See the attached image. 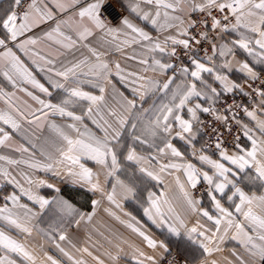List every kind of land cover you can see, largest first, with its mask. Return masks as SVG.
<instances>
[{"label": "crops", "instance_id": "crops-1", "mask_svg": "<svg viewBox=\"0 0 264 264\" xmlns=\"http://www.w3.org/2000/svg\"><path fill=\"white\" fill-rule=\"evenodd\" d=\"M105 1L103 0V3ZM114 1L123 10V18L113 24L102 19L100 15L105 27L99 29L87 17L81 20L78 14L81 8L86 7L93 0H76L75 3L73 0H36V7L40 9L41 13L51 11L52 18L41 19L39 14L33 12L34 26L19 37L17 42L32 38L37 43L27 45L26 51H22L15 46L17 42H8V46L13 49L24 65L32 72L35 79L49 89L51 96L24 82L6 61H0V113L12 117L19 124L18 129H12L10 125L0 121V128H3L11 136L9 140L0 145V157H4V159H0V207H4L7 203L14 217L20 223L26 225L31 232L30 234L25 233L3 219H0V231H4L6 235L24 245L25 250L35 258L34 264H52V260H55L57 264H74L75 261L81 260L84 264H101V262L102 264H137V261L142 262V264H153V261L146 259L149 256L154 258L155 264H160L162 258L171 251H177L190 264H241V261H243V264H262L258 256L251 255L242 245L241 240L245 239L243 233L237 234L236 223L242 224L245 231L254 238L261 233V230L245 219L243 215L235 212L234 203H239V199L234 198V201L227 199V196L231 195V186L225 189V195L214 193L221 206L231 211L234 217L231 227L227 224V219L230 218H225L221 221L219 232H216L214 221L208 220L207 217L201 214V210H206L215 218H219L221 215L209 196V185L203 180L202 176L196 187L193 188L183 169L168 168L165 171L160 170L161 164L193 163L200 172L207 171L209 175H213L214 170L209 165L199 161V155L201 154L208 155L214 160L219 159V154L206 152L202 147L201 128L205 113H197L201 123H193L195 138L191 145L178 138L172 140L173 145L182 153V157L172 156L168 149H165L164 154H160L155 148L136 143L135 147L139 155L145 157L151 155L156 157V160L150 163L145 161L142 162V165H137L124 160L123 155H121V167L113 176H108V170L105 167L87 158H82L81 163L92 170L94 181L96 177L99 178L101 190L95 192L89 190L90 186L83 182H74L73 177L67 174V168L71 165L69 161L64 160L62 157V153L67 149V143L63 139L62 133L72 138L78 136L77 132L67 127L69 123H76L81 132L84 131L86 125L91 133L100 138L104 136L102 129L111 125L112 128L121 131L120 140L122 144H133L131 124L137 122V118L128 109L126 99L130 100L133 99L134 95H138L134 94L133 89L137 88L142 81L133 83L135 76L129 75V73L146 76L161 82L171 76L173 74L171 70L166 74H162L159 71H152L151 69L145 71V69L153 64L155 60L162 63H172L171 56L167 53L171 51L173 46L171 41L165 43L166 38H187L180 36L179 33L184 29L188 32L190 30L189 25L194 13L191 10L192 5L193 3L204 2V0H179L176 11L167 10L170 17H180L183 24L180 23V20L169 19L166 21L163 15L165 9H160L161 16L158 24L162 25L167 22L173 26L159 28L153 27L149 21L140 20L135 13L129 11V5L133 0ZM167 2L177 3V0H167ZM57 4L65 5L66 10L61 11ZM140 7L143 11L151 12L153 16L157 10L154 4L141 3ZM12 8L17 10L14 0H0V15ZM124 18L147 31L153 41H158L165 51L163 53L158 50L152 51L146 41L132 42L135 34L124 27L122 23ZM234 23L235 18L233 17L231 24ZM57 24H59V31L62 35L58 36L53 33L55 39H47L45 34L56 29ZM84 28H89L92 35L82 40L78 33L82 32ZM108 29H114L115 32L110 34ZM241 33H245L253 39L256 38L252 33H248L246 29L240 28L237 31L223 34V39L220 38L218 33L215 42L217 45L227 43L232 48L233 54L226 57L229 66L220 71L222 75L228 77L229 82L235 83L239 87L231 92H226L214 75L204 73L203 78L207 84L216 88L217 92L220 93L215 98L214 104L212 101L201 99L200 102L204 107L219 103V100L229 93L245 90L253 81H259L264 86V62H261V58L258 56L254 58L238 46L233 47V42L241 38ZM65 36L71 37V42L74 43L64 40ZM0 38H3L2 33H0ZM56 40H60L62 43H57ZM69 43H71L70 47L63 46ZM91 50L99 54V60L96 59ZM2 51L3 49H0V52ZM255 51L259 52L260 50L255 48ZM40 57L44 59L42 60ZM45 60L51 63H45ZM142 60H146L148 63H141ZM224 60V57L217 55L214 61L204 63L209 67L214 64L219 68ZM245 62L256 73L257 78L255 80L246 71L240 70V66ZM98 63L108 65L110 75L107 78L104 75H98L90 71V66ZM117 64L120 65L122 70L120 75H117ZM75 65H79V67L73 73H69L67 80L55 74ZM5 71H8L12 81H15V87L12 81L4 75ZM120 76H124V79H120ZM182 82H184V78L180 76L179 69H177L175 83L171 88L174 90ZM53 83L62 84L64 87L55 88L52 86ZM97 85L103 87V93L99 91ZM76 87L91 95H103V101L98 104L91 105L89 101L78 100L69 106L68 110L83 116V123L73 122L69 118L61 117L58 113L51 112L48 109H44L43 112L38 111L41 105L28 95V92H31L33 95L45 100L46 103L59 104L67 98L66 89ZM197 87L200 89L203 86L198 83ZM261 92H264V88L259 92V97L248 110V112L254 113L255 118L246 114L243 121V136L239 145L246 150L251 149V142L244 136L245 126L251 130V134L258 144L264 147V135H261L258 127L260 122H264V96L260 95ZM170 100L171 91L167 95L163 93L150 94L143 106L147 108L153 102L159 105L168 103ZM196 102L197 100L193 98L192 104ZM139 105L140 101L137 99V106L139 107ZM89 106L92 107L90 117L85 115ZM44 112L48 113L46 117ZM182 115L186 119L189 118L186 110ZM37 117H39V120L36 119ZM118 119H124L127 122L123 129H120V125L117 123ZM93 120L96 123H93ZM112 128H108L109 135L112 134ZM141 128L142 124L137 122L136 135L140 134ZM2 135L0 133V138H2ZM83 138L87 139V137ZM152 142L159 147H164L159 138H155ZM25 149L27 150L25 151ZM201 149H203V152H201ZM121 151L126 155V148ZM226 151L229 155L242 154L239 153L237 147ZM193 152L196 153L195 156L192 155ZM257 158L264 161V155L259 152ZM9 161H15L16 163H9ZM32 164H37L38 167H31ZM47 165H51L52 170H46ZM141 166L153 172L159 179H153L141 173L139 171ZM231 167L234 171L237 170L235 166ZM75 170L79 171V168L76 167ZM255 176V169L248 167L239 173L237 182L238 186L247 195L259 197L264 195V183L255 179ZM41 180L45 183L40 184L39 181ZM118 181H122L123 186ZM48 184L53 185V187H47ZM113 185H115L114 199L116 203H112L107 199V194L112 191ZM200 186L205 187L206 191L202 195H196L194 191ZM126 188H131L132 191H126ZM21 189L25 192H31L34 196H43L50 201H58L60 198L68 200L78 212L74 214L73 220L66 228L58 230L52 226H46L45 220L47 218L53 220L50 214L60 204L53 202L41 210L39 205L33 200H29ZM55 189H59V192ZM64 191L66 192L65 195ZM13 193L19 197L16 204L5 200V197ZM149 193L154 194V199H159L160 211L164 214L168 224H173L179 229L181 233L179 237L171 234L167 226H157L159 217L155 215L154 210L153 217L157 223L154 224L145 215L144 209L150 207ZM89 195L92 196L91 199H89ZM189 198L199 201L197 212L191 210L188 204ZM93 200L98 201V203L91 220H88L87 215L93 212ZM117 204H119V207H117ZM251 208L254 215L264 219V202L254 200ZM135 209L140 213L136 212ZM247 209L248 206H245L244 211H247ZM80 213L84 214L83 219H81ZM177 217L184 222L186 228L197 227L198 231L205 232L207 236H212V233L216 232L213 242L207 245L214 251L210 254L205 253L199 247V243L190 241L187 238L185 229L180 228ZM77 220L79 223H76ZM129 224L143 231L155 240L157 245L163 242L168 251L165 252L159 246L155 249L150 248L143 237L128 227ZM44 229L55 231V233L50 236L46 234ZM61 234L66 237L65 240L59 239ZM193 240L202 241L203 238L193 234ZM254 242L261 243L258 239H255ZM204 243H207V241H204ZM57 244H59V248L56 246ZM60 248L64 251H60ZM65 253L68 255H65ZM48 256H51L52 260H49ZM69 256L71 259H69ZM0 258L5 259V261H14L15 264H33L32 261L26 260L20 253L12 252L2 246H0Z\"/></svg>", "mask_w": 264, "mask_h": 264}, {"label": "snow or ice", "instance_id": "snow-or-ice-1", "mask_svg": "<svg viewBox=\"0 0 264 264\" xmlns=\"http://www.w3.org/2000/svg\"><path fill=\"white\" fill-rule=\"evenodd\" d=\"M22 0H14V5L19 7L21 5ZM75 3L76 0H73ZM141 3L148 5H155L156 12L153 16L151 12L143 11L140 7ZM179 0L177 3H170L167 0H133V2L129 5V11L131 13H135L140 20L149 21L153 27L166 28L172 27L173 25L168 24H158V21L161 16L160 9H165L163 15L165 20H180V17H170L168 13V9L172 11L177 10ZM57 7L63 11L66 10V6L63 4H57ZM104 7L103 0H93V2L89 3L86 7H83L79 11V17L83 20L87 17L96 28L103 29L105 27L104 22L100 19V11ZM192 12H201L206 13L207 16L211 17V29L217 30L219 29L220 38L223 39V34L228 33L230 31H237L240 28L246 29L248 33H252L255 39L249 37L245 33H241V38L237 41L233 42V47L238 46L243 49L249 55L255 57H260L261 62H264V0H204L203 3H193ZM216 10L222 13V18H217L212 15V11ZM33 12L40 15L41 19H51L52 13L51 11H46L41 13L40 9L36 7V0H32V3L29 4L28 10L24 11L23 14H19L14 8L7 10L3 15H0V33H2L3 38H0V49H3L0 52V61H6L11 68L17 73V75L26 83L31 84L34 88L39 89L40 92L51 96V93L44 84L40 83L35 79L32 75V72L24 65V63L20 60V58L16 55L11 47L8 46V42H17L18 38L23 36L27 31H29L34 26V17ZM235 18L234 24H229V17ZM224 21V23H222ZM125 28L129 29L131 33H134L135 36L132 38V42L139 43L141 41H146L149 43L150 49L152 51H160L163 53L165 49L161 46L158 41H153L152 37L149 35L147 31L142 28L137 27L127 18H124L122 21ZM180 23L183 24V20H180ZM205 27H208V23L204 21ZM197 26L196 21H191L189 27L195 28ZM108 32L111 34L115 32L114 29H108ZM62 35L59 31V24H57L56 29L52 32L46 33V38L49 40L55 39L54 34ZM80 39H86L88 36L92 35V32L89 28H84V30L78 33ZM180 36L187 37L185 39H176L175 37H167L165 43L171 41L172 50L167 53L169 56H176V46H183L185 52L188 53L191 51V45L193 43L200 44L201 39L207 41L208 35L206 32L199 33L201 39H197L196 36L190 35L189 32L184 29L179 33ZM138 38V39H137ZM64 40H68L71 42V37H64ZM57 43H62L60 40H56ZM37 41L32 38H28L23 41H19L15 44L17 48L22 51H26L27 45L36 44ZM74 43V42H71ZM71 43L64 44V47H70ZM127 43V41H125ZM255 48H259V52L255 51ZM93 55L96 56V59L99 60V54H97L94 50H91ZM211 53L212 55L206 57L208 61H214L215 57L219 55L220 57H224V63L217 68L214 64L209 67L206 63L202 62L199 58L192 54L189 57L190 66L183 65L179 68V74L184 78V82L177 85L173 90L171 86L175 83L177 68L176 65L172 63H162L159 60H155L153 64L149 65L145 71L151 69L152 71H159L162 74H166L169 70L172 71V75L168 76L166 80L163 82L158 80L150 79L146 76H139L134 73H129V75L135 76V80L133 83L137 81H142L137 88L133 89L134 95L133 99L127 100L126 104L129 110H131L137 118V122L142 124V128L140 130V134L136 135L135 130L137 128V122H133L131 124V128L133 129L132 139L133 144L124 145L121 143V131L116 128H112L111 125H108V128H112V134L109 135L108 128L102 129L104 132L103 138L97 137L94 133H91L87 126L85 125L84 131L76 126V123H69L67 127L72 129L73 131L78 133L77 138H72L68 135H63V139L67 143V149L62 153V157L64 160L69 161L71 167L67 168V174L73 177L74 182H83L84 184L89 185V190L95 192L101 190V185L99 183V178L96 177L94 181V174L90 168L85 167L83 163H81L82 158H87L89 160L94 161L96 164H99L105 167L108 171V176H113L121 167L120 157L123 155L124 160L128 162H133L137 165H142V162H151L156 160V157L149 155L148 157L139 155L137 153L135 144L139 143L141 145H147L149 148H155L156 151L160 154H164L165 149L170 150L171 155L174 157H182V153L173 145V139H180L184 141L186 144L191 145L195 134L193 133V123H201L199 117L197 115L198 112L202 113H215V109L210 105L209 107H204L200 102L201 99L212 101L215 103V98L220 95L217 92V89L211 87V85L207 84V82L203 78L204 73H208L209 75H214L215 79L221 83L224 91L231 92L234 89L238 88L239 85L235 83H231L228 81V77L226 75L221 74V69L227 68L229 66V62L226 59L227 56L232 55V48L228 46L227 43H223L217 45L216 43L211 44ZM35 55V54H34ZM40 59H44L40 57ZM141 63L147 64L146 60L140 61ZM35 63V61H33ZM45 63H51L50 61L45 60ZM83 63V62H82ZM79 65H75L72 68H68L63 72H56L57 76L63 77L65 80L68 79L69 73H73ZM117 75H120L122 71L120 69V65H116ZM43 70V69H40ZM241 71H246L249 76L255 80L257 78L256 73L253 71L247 62L243 63L240 66ZM51 71V69H49ZM90 71L94 72L98 75H104L107 78L110 75V70L107 64L98 63L90 66ZM4 75L12 81V77L9 75L8 71L4 72ZM120 79H124V76H120ZM13 86L15 87V81H12ZM202 85L203 87L198 89L197 84ZM55 88H63L64 86L59 83H53L52 85ZM99 87V85H97ZM207 89V90H205ZM99 91L103 93V87H99ZM171 91V100L168 103H161L157 105L153 102L149 107L145 108L143 105L147 102L150 94L155 93H163L167 95ZM67 98L61 101L59 104H53L51 102H45V100L40 99L38 96L33 95L31 92H28V95L32 97L41 108L38 111L43 112L44 109H48L51 112L58 113L61 117H67L73 122L83 123V116L75 114L73 111L68 110L69 106L78 100H86L89 101L91 105L98 104L103 101V95L95 96L91 95L88 92L81 91L78 87L72 89H66ZM260 95L264 96V92H261ZM193 98L197 100L195 104H192ZM137 99L140 101L139 107L137 106ZM191 104V106H189ZM186 110V114L189 118H185L182 113ZM245 112L248 116L255 118L254 113L248 112L245 109ZM92 107L89 106L85 115L91 116ZM45 117L48 115L47 112H44ZM219 119L226 120V117H216ZM39 120V117L36 118ZM0 121H3L4 124H8L12 127V129H18L19 124L12 119V117L0 113ZM32 122V121H30ZM93 123H96L93 120ZM117 123L120 125V129L125 127L127 123L124 119H118ZM55 127V125H53ZM261 135H264V122H260L258 124ZM0 133H2V138H0V145L4 144L6 140L11 138L8 132H5L3 128H0ZM174 133V134H173ZM244 136L251 142V149L246 150L242 148L239 144L236 145L239 153L242 154H233L229 155L225 149L222 148V141L216 143L215 147L219 152V159L214 160L211 159L208 155L201 154L199 155V161L203 164H207L210 166L212 170H214L213 175H209V172L203 171L200 172L196 165L193 163L187 164H161L160 170L165 171L168 168L175 169H183L187 176V179L191 185V187L195 188L197 183L202 176L203 180L207 182L209 185V196L214 202L216 210L221 214L219 218H215L209 214L206 210H201V214L204 217H207L208 220L214 221L216 225V232H219L221 221L225 218L227 219V224L229 227L233 224V213L228 209L221 206L220 201L216 198L214 193H220L221 195H225V189L231 186V195L227 196L229 201H234V198L239 199V203H234V208L236 213H240L245 217V219L249 220L253 225L258 227L261 230V233L255 238L245 231L244 226L240 223H236L235 227L237 229V234L243 233L245 239L241 240L242 245L250 252L253 256H258L259 260L264 264V219L253 214L251 205L254 200H259L264 202V195L259 197L249 196L247 195L239 186H238V176L240 172H243L245 168L251 167L255 169V179L260 180L264 183V161H261L257 158L258 152L261 155H264V147H261L254 136L251 134V130L247 129L245 126ZM83 137H87L84 139ZM155 138H159L164 147H159L154 144L152 141ZM126 148V155L122 153V149ZM27 149H25L26 151ZM203 152V149H201ZM193 156L196 155L195 152L192 153ZM0 159H4V157H0ZM158 162V161H157ZM227 162V163H225ZM9 163H16L15 161H9ZM31 167H38L37 164L30 165ZM231 166L236 167V171L233 170ZM76 167L79 168V171H76ZM46 170H52L51 165L46 166ZM141 173L153 178L159 179L153 172L148 171L145 167L141 166L139 168ZM7 175V173H5ZM122 186L123 182L118 181ZM31 183V181H29ZM40 184H44V181H39ZM47 187L52 188L53 185L48 184ZM24 194H26L29 200H33L36 204L39 205L40 209L43 210L46 206L53 202H58L62 206V210L66 211L69 216L77 214L78 210L68 201L63 198L58 199V201H50L45 199L43 196H34L31 192H25L21 189ZM55 191L59 192V189H55ZM126 191L131 192V188H126ZM115 195V185H113L112 191L107 194V199L116 203L114 199ZM162 195V194H161ZM187 196V193L185 194ZM154 194L149 193L148 200L150 207L144 209V213L152 222L157 223L156 219L153 217V210L155 211V215L159 217V226H167L168 231L174 236L179 237L181 235L179 229L173 225L168 224L167 220L164 217V214L160 211L159 207V199H154ZM6 201H11L13 204L19 200V197L13 193L10 196L5 197ZM98 201L93 200V212L87 215V219L91 220L92 215L95 212V207ZM188 204L191 207L193 212H197V204L199 201H194L192 199H188ZM248 206L247 211H244V207ZM119 207V204H117ZM81 219L84 218V214H79ZM0 219H3L8 222V224L14 226L17 229L25 233L31 232V230L24 224L20 223L17 218L14 217L11 210L8 208L7 203L4 207H0ZM135 219V218H133ZM177 221L179 222L180 228L185 229V233L187 238L190 241L195 243H199V247H201L205 253L210 254L214 249L209 248L207 245L213 242V238L216 236V232L212 233V236H207L205 232L198 231L197 227L186 228L184 222L179 220L177 217ZM76 223H79L77 220ZM128 227L132 228L133 231L137 232L143 239L147 242L150 248H163L165 252L168 251L167 246L161 242L157 245V242L147 236L140 229L133 227V225L129 224ZM193 234L198 237H202V241L193 240ZM237 238V237H234ZM60 240H65L66 237L61 234L59 236ZM255 239H258L261 243L257 244L254 242ZM207 241V243H204ZM0 246L5 249L11 250L12 252L20 253L26 260L32 261L34 264L35 258L25 250L24 245L18 243L16 240L12 239L8 235L5 234L4 231H0ZM58 248L59 244L56 245ZM219 250V249H215ZM60 251H64L60 248ZM87 251V249H85ZM65 255H68L65 253ZM91 255V253H89ZM49 260H52L51 256L47 257ZM240 259L239 257H237ZM69 259L71 257L69 256ZM146 259L153 261L155 264L154 258L149 256ZM0 264H15L14 261H5V259L0 258ZM52 264H57L55 260H52ZM74 264H84L81 261H75ZM102 264V262H101ZM137 264H142V262L137 261ZM243 264V261H241Z\"/></svg>", "mask_w": 264, "mask_h": 264}, {"label": "built area", "instance_id": "built-area-1", "mask_svg": "<svg viewBox=\"0 0 264 264\" xmlns=\"http://www.w3.org/2000/svg\"><path fill=\"white\" fill-rule=\"evenodd\" d=\"M32 0H22L21 5L17 7V12L23 14L24 11L28 10L29 4ZM104 7L100 11L102 19L110 23L119 22L124 12L120 6L114 0H106ZM212 15L217 18H222V13L213 10ZM207 21L208 27H205L204 21ZM192 21L197 22L195 28L189 30L190 35H194L197 39H201L199 33L206 32L208 40L204 41L201 39L200 44L193 43L191 45V51L186 53L183 46H176V56H171L172 63L179 69L183 65H190L189 57L195 54L202 62H207V56L212 55L211 44L216 42L219 29H211V17L207 16L206 13L194 12L192 15ZM233 17H229L228 23L231 24ZM224 23V21H222ZM172 50V49H171ZM264 88L263 84L259 81H253L249 85V92L245 95L240 93H231L223 96L219 103L212 105L215 109V113H205L202 120V147L206 152L219 154L215 145L219 141H222V148L225 150L233 149L242 139L243 136V125L244 118L246 116L245 109L249 110L256 99L259 97V92ZM226 117L224 119H217L216 117ZM205 187H197L194 191L196 195H202L205 193ZM160 264H190L187 262L177 251H171L165 255Z\"/></svg>", "mask_w": 264, "mask_h": 264}, {"label": "rangeland", "instance_id": "rangeland-1", "mask_svg": "<svg viewBox=\"0 0 264 264\" xmlns=\"http://www.w3.org/2000/svg\"><path fill=\"white\" fill-rule=\"evenodd\" d=\"M80 107V106H77ZM52 219L53 220H49L48 218L45 220V224L46 226H52L55 229H62V228H66V226H68L71 221L74 218V215L69 216L66 211L62 210V206L61 205H57V208L52 210L51 214ZM52 221V222H51ZM46 234H49L50 236L52 235V233H55V231H49L44 229Z\"/></svg>", "mask_w": 264, "mask_h": 264}, {"label": "trees", "instance_id": "trees-1", "mask_svg": "<svg viewBox=\"0 0 264 264\" xmlns=\"http://www.w3.org/2000/svg\"><path fill=\"white\" fill-rule=\"evenodd\" d=\"M249 92V87L248 88H246L245 90H239L238 92H236V93H240V94H243V95H245V94H247ZM232 93H234V92H232ZM229 94H231V93H229ZM66 191V190H65ZM64 191V195L66 194V192ZM88 196V195H87ZM69 198V197H68ZM92 198V196L91 195H89V199H91ZM137 209H135V211H136ZM136 212H138V213H140L139 211H136Z\"/></svg>", "mask_w": 264, "mask_h": 264}]
</instances>
